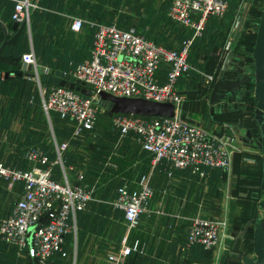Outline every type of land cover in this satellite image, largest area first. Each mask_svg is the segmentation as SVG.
Returning a JSON list of instances; mask_svg holds the SVG:
<instances>
[{"label":"built area","instance_id":"1","mask_svg":"<svg viewBox=\"0 0 264 264\" xmlns=\"http://www.w3.org/2000/svg\"><path fill=\"white\" fill-rule=\"evenodd\" d=\"M228 4L229 0H170L169 13L197 35L205 28L208 17L223 14ZM36 6V0H15L13 20L26 22ZM92 25L90 56L74 64L71 71L90 83L89 95L67 85L42 81L41 76L52 74L53 70L43 66L33 50L23 53L22 59L33 64L32 71L36 73L33 77L40 81L42 108L49 119L54 113L66 119L74 137L95 127L104 108L98 101L101 90L175 103L174 115L115 112L110 117V125L119 140L133 132L142 148L152 154L150 168L135 180L120 184L113 201L116 208L124 211L128 229H132L140 225L154 197L153 177L158 164L167 163L168 176L175 175L176 170L187 169L206 178L209 168H232L231 143L227 135L189 119L182 112L185 94L178 83L192 69L189 54L195 35L188 37L180 48H173L146 36L136 24L104 21ZM71 26L81 30L84 19L75 17ZM161 70H165L164 79L159 78ZM210 79L213 81L216 77L211 75ZM258 140L259 136L251 145L259 147ZM54 143L55 160L37 144L29 145L25 151L31 163L28 168L0 160V180L5 179L9 187L17 181L24 182L23 192L11 212L0 218V237L21 249L29 248L33 264H50L51 257L63 251L66 235L77 232V212L86 209L94 197V189L85 180L82 169L77 172V183L70 181L64 169L63 152L69 140L56 138ZM251 159L258 161L256 156ZM57 162L64 169L62 179L53 176V165ZM227 225L224 218L196 214L190 217L187 244L215 248L225 235ZM135 251L143 252L144 246L139 239L129 241L127 233L122 246L108 257L113 264H120Z\"/></svg>","mask_w":264,"mask_h":264},{"label":"rangeland","instance_id":"2","mask_svg":"<svg viewBox=\"0 0 264 264\" xmlns=\"http://www.w3.org/2000/svg\"><path fill=\"white\" fill-rule=\"evenodd\" d=\"M63 1L48 0L46 3H39L38 6L32 8L29 19L26 21L27 34L29 38H32L31 43L38 61L50 68H69L70 60L84 58L88 54L87 40L86 44L82 45L84 30L75 31L71 28L73 17L65 8ZM73 3L79 9L88 10L87 21L99 17V20L136 24L142 31L173 48H180L188 37L195 35L189 54L192 69L185 80L181 81L183 84L179 87H198L202 94L186 93L182 112L184 114L191 112L204 125L208 122L218 126L231 143L232 168L226 170L225 182L223 177V182L220 183L221 185L227 183V193L230 191L233 197L230 216L221 214L223 200L216 198L215 203L210 204L213 207L212 210L217 211L211 216L224 218L230 223L231 236L227 237L230 241L227 243L228 250L229 244L237 237L236 226L242 229L245 224L240 220L244 213L243 209L238 214V208L235 206L243 204L249 208L254 204L257 213L259 215L263 213V208L256 200L251 199L250 195L242 197L236 191L239 184L246 181L240 177L243 174L241 173L243 168L239 165L240 162L245 161L243 152H250L251 155L247 156L248 164H243L245 167L249 166L248 170L253 171L258 170L260 164H256L257 162L255 163L251 158L256 156L261 159L262 155L259 147L246 143L242 137L247 136V126L251 128L255 139L260 137V133L257 124L253 122V117L249 115L244 117V126L234 127L221 121H214L215 123L210 121L209 112H206L213 82L210 76L216 77L217 75L218 77L224 65L227 66L226 75L228 77H236L238 72L253 75V46L264 8V0H229L227 10L221 15L208 18L205 28L197 35L195 30L181 24L170 15V0H73ZM242 19L243 24L237 33ZM1 39L0 28V41ZM29 43V41L26 43L28 48ZM238 54H242L243 57L236 73L230 67L234 65L233 60H236ZM247 86L251 87L249 84ZM247 86L245 85L242 91L245 95ZM252 93L254 94V88ZM240 101L247 102L245 99ZM229 104L234 108L235 103L229 102ZM245 106L247 109L248 105ZM225 117L226 115L219 116L221 119ZM53 121L55 122V119ZM108 123L109 118L106 109L103 108L94 129L83 139L84 145L86 142L87 146L83 149L72 147L70 155L74 162L71 164L73 167L69 165L68 168H64L67 174L73 175L76 171L83 169L88 175V182L94 189V197L86 212L83 213L82 219L80 217L78 232L74 234L68 255L62 262L56 264H113L108 256L122 246L123 235L126 234L128 225L121 213L115 210L113 201L117 187L125 183L124 179H128L125 175L130 174L131 178L135 173L141 172L140 168L133 164V160L134 158L139 159L138 156L142 157V148L134 137L119 140L118 134L112 127H109ZM63 137L66 138L65 136L58 138ZM60 169H62L60 175L63 177L64 169L62 166ZM216 191L217 195L218 188ZM260 196V199L264 198V191L260 193ZM241 240L243 241L242 250L246 246L247 252L243 251L254 255L252 228ZM24 260V264H31L27 250L24 251Z\"/></svg>","mask_w":264,"mask_h":264},{"label":"crops","instance_id":"3","mask_svg":"<svg viewBox=\"0 0 264 264\" xmlns=\"http://www.w3.org/2000/svg\"><path fill=\"white\" fill-rule=\"evenodd\" d=\"M36 2L41 4L48 2V0H36ZM63 2L65 8L68 9V12L73 17L70 25H72L75 17H82L84 19V26L81 29L82 31L84 30L82 45L86 44V40L88 44V54L84 58L69 61V68L71 70L68 67L55 68L71 72L74 64L90 56L94 34L92 23L96 22L95 20H98L99 17H96L95 20L87 21L86 17H89L88 10L77 8L73 0H64ZM14 3L15 0H0V19L9 26V34H13L14 31L11 27L14 21L12 18ZM17 39L25 41L26 33L21 32L17 34L5 46L0 58V159L12 166L28 167L31 163H29L30 161L27 159L25 151L31 144L40 145L49 155L50 159L55 160L52 153H57L54 143L57 134L54 135L56 130H54V114L49 119L47 113L42 108L40 81L36 77L27 75L26 73L19 75L13 71L23 65V53L35 50L31 43L32 38L27 37V41L30 42L29 48L25 47L24 49L18 47L16 44ZM164 75L165 70H161L159 78L164 79ZM185 77L187 76L184 75L179 80V86H182L183 83L181 81L185 80ZM180 89L184 94H202L198 87L184 86ZM206 112H209L210 115L209 104L206 107ZM185 115L189 119L203 124L191 112H187ZM210 117V121L215 123L214 121L216 120H212L211 115ZM26 120H30V122H26ZM205 126L220 132L222 131L218 126H214L208 122ZM249 155H251L249 151L243 152L245 161L240 162V168L245 167L243 163L248 164L247 156ZM138 158H134V165H141L145 168L149 166L150 168L151 160L147 161L139 156ZM71 164L73 163H70V166ZM60 165L62 166V164ZM167 167L168 165L165 161L158 164L153 177V184L155 186L154 197L150 201L148 209L142 215L139 227L127 229L126 231V234H129V241L139 239L142 246H144V251L132 254L130 258L125 259L120 264H226L235 241L234 239L229 244L230 248L227 250V243L230 242L227 240V237L231 236V228L228 221L229 226L227 225L225 235L222 237L220 244L212 248L210 253L207 252L208 250H203L195 244H187L186 233L190 217L196 214L211 215L217 212L214 209L212 210L213 207L210 205L215 203L216 198L224 202L221 204V214L230 216L233 197L230 191L227 193V183L220 184L223 182L224 173L227 175V171L219 169L213 176L204 178L203 180L189 171H179V173L173 176H168L166 174ZM125 176L128 179H124V181H133L139 174L135 173L131 178L129 177L130 174ZM68 177L72 183L78 182L75 181L76 177L73 174H68ZM23 188V181H17L13 187H9L5 179L0 180V218L11 212L23 192ZM216 188L219 190L217 195ZM235 207L238 208V205ZM122 217L125 220L123 215ZM236 229L238 235L241 229L239 226H236ZM24 262L23 249L0 237V264H24Z\"/></svg>","mask_w":264,"mask_h":264},{"label":"water","instance_id":"4","mask_svg":"<svg viewBox=\"0 0 264 264\" xmlns=\"http://www.w3.org/2000/svg\"><path fill=\"white\" fill-rule=\"evenodd\" d=\"M243 19L240 22L237 33L241 29ZM24 22L14 20L11 27L12 29H18L22 27ZM0 25L4 30V38L0 44V55L5 44L9 41V26L0 19ZM254 58V72L253 75L239 73V65L241 63L242 56H238V59L233 60L232 70L238 72L236 77H228L227 66L224 65L219 73L216 81L213 84L212 90L209 96V108L210 115L213 117L215 113H222L229 107V101L237 103L241 99L245 98V93H242L244 85L254 80V109L245 110L243 114H252L253 120L257 122L260 137L257 141L261 150L262 160V175L259 184H251L248 188H260L264 191V8L260 16L259 27L257 30V36L255 45L253 48ZM22 68L26 70V74L30 76H36V73L32 71L33 64L23 62ZM242 68V67H241ZM42 81L53 82L56 84H63L75 88L80 92L89 95L91 93L90 83L73 75L71 72L65 70L56 69L52 74H43L41 76ZM98 101L102 107H104L109 115H113L115 112H132L144 115H174L176 112V105L172 101H160L147 98L144 96H126L115 95L113 93L101 90L98 94ZM229 125H234L231 122L223 121ZM239 123H242V117L239 118ZM234 127H237L235 124ZM253 134L251 128H246V135L251 136ZM246 140V137H242ZM241 196H248L249 191L240 192ZM258 205L263 208V213L256 219H248L243 228L239 230L237 237L232 245L230 255L226 261V264H264V198L258 200ZM242 211V206L238 205V213ZM253 229V252L254 255L244 252L240 249L239 241L248 230Z\"/></svg>","mask_w":264,"mask_h":264},{"label":"trees","instance_id":"5","mask_svg":"<svg viewBox=\"0 0 264 264\" xmlns=\"http://www.w3.org/2000/svg\"><path fill=\"white\" fill-rule=\"evenodd\" d=\"M14 7H15V3H14ZM213 16H216V15H211V16H209L208 18H210V17H213ZM96 19V18H95ZM96 22H113V20H99V18H98V20L96 19L95 20ZM117 23L118 24H120V25H129V24H131V23H129V24H124V23H120V22H118L117 21ZM0 28H1V34H2V39H1V41H0V44H1V42H2V40H3V37H4V32H2L3 30H2V27H1V25H0ZM139 28V27H138ZM27 28H26V22H24V24H23V26L22 27H20V28H18V29H13L14 31H13V34H10V36H9V41L5 44V46L10 42V41H12V39H14V37L17 35V34H19V33H21V32H24V33H26V40L25 41H22V40H20V39H17V41H16V44L18 45V47H20V48H22V49H24L25 47H26V43H28V41H27V37H28V34H27V30H26ZM140 29V28H139ZM140 31L142 32V33H144L146 36H148V37H150V38H152V39H154L155 41H157V42H161V41H159L158 39H156L155 37H153V36H150L149 34H147L146 32H144V31H142L141 29H140ZM15 33V34H14ZM23 34V33H22ZM256 36H257V31H256ZM21 38V37H20ZM20 40V41H19ZM255 41H256V39H255ZM162 43V42H161ZM166 45V44H165ZM254 45H255V43H254ZM5 46H4V48H5ZM13 46V45H12ZM168 46V45H167ZM17 47V46H16ZM4 48H3V50H2V52L4 51ZM19 48V49H20ZM253 48H254V46H253ZM90 50H91V48H90ZM18 52V51H17ZM16 55H19V54H16ZM238 56H242L243 57V55L242 54H238L237 55V57H236V59H238ZM2 57V53H1V55H0V58ZM22 61H23V59H22ZM189 61H190V56H189ZM191 62V61H190ZM23 63V62H22ZM52 70H53V72L56 70L55 68H52ZM16 74H19V75H21V74H23V73H25V70L22 68V66L20 67V68H18V69H16V70H13ZM228 72V71H227ZM227 74V73H226ZM187 76V75H186ZM216 79H217V75H216ZM216 79L215 80H213V82H212V85L214 84V82L216 81ZM251 85V87H249V86H247V85ZM212 85H211V88H212ZM245 86V85H244ZM246 86L248 87L247 89H246V95H245V100H247V103H249V105H248V109L247 110H250V109H254V94L252 93V89L254 88V81H249L248 83H246ZM212 90V89H211ZM233 107L234 108H228L226 111H224V112H222V113H215L214 114V116L212 117L213 118V120H216V121H221V122H223V121H228V122H231V123H238V121H239V118L240 117H242V120L244 121V117L245 116H243L242 114V112H240V111H238V110H240V109H238V108H236L235 109V106L233 105ZM209 111H210V108H209ZM107 112V111H106ZM237 112H240V113H237ZM185 115V114H184ZM220 115H226V117L224 118V119H221V118H219V116ZM186 116V115H185ZM99 117H100V115H99ZM107 117L109 118V127H111V125H110V117H111V115H109L108 113H107ZM54 119H55V131H56V134H57V139L59 140V141H61V140H64V139H68L69 140V146H68V148L63 152V161H64V165L66 166V168H68V166L70 165V163H74V162H72V158H71V155H70V153H71V150H72V147L74 148V147H77V148H79V147H81L82 149L85 147V146H87V144H86V142H85V145H84V141H83V139H84V137L85 136H87V134L89 133V132H91L93 129H91V130H87V131H85L84 133H83V135H81V136H77V137H74L73 135H72V130H71V126L69 125V123H68V121L66 120V119H63V118H61V116L59 115V114H57V113H54ZM253 122L254 123H256L257 124V122L256 121H254L253 120ZM224 123V122H223ZM249 127V126H248ZM67 128V129H66ZM257 128H258V124H257ZM113 129V128H112ZM259 129V128H258ZM116 132V131H115ZM117 133V132H116ZM61 136H65L66 138H58V137H61ZM131 137H134L135 139H136V137H135V135H134V133L133 132H131V133H129L126 137H125V140L126 139H130ZM73 145V146H72ZM141 145V144H140ZM141 148H142V146H141ZM55 151V150H54ZM141 155H142V159H144V160H151V158H152V154L149 152V151H147V150H145V149H143L142 148V152H141ZM52 156H54L55 158L54 159H56V157H57V153L56 152H54V153H52ZM258 159V158H257ZM1 160V159H0ZM4 161V160H3ZM5 163H7L6 161H5ZM30 163V162H29ZM8 164V163H7ZM257 164L259 165V169L257 170L256 169V171L254 170H248L249 169V166H246V167H244L243 168V171L241 172V173H243L240 177H242V178H244V179H246V181L245 182H243V183H240L239 184V186L237 187V194L239 195V196H241L240 195V192H242V191H244L245 189H247L248 191H249V195L251 196V199H254V200H256L257 202H258V200L260 199V193H263V191L260 189V188H256V189H253V188H248L249 187V185H251V184H253V185H255V184H259L260 183V181H261V175H262V160L259 158L258 159V161H257ZM13 166H15V165H13ZM31 166V165H30ZM30 166H28V167H30ZM21 167V166H20ZM27 166H25V167H21V168H28ZM60 167H61V165H60V163L59 162H57V163H55L54 165H53V176L55 177V178H57V179H62L63 177H61L62 175H60L61 174V172H62V169H60ZM137 168H140V170L139 171H141L140 173H142V172H144V171H147L148 170V168H149V166L147 167V168H145V167H142L141 165H139ZM79 169V168H78ZM219 169H222V168H212V169H208V175H207V177H210V176H213L214 174H215V172L217 171V170H219ZM83 170V169H82ZM84 171V170H83ZM179 171H189L191 174H195V173H192L190 170H187V169H185V170H176V173L175 174H177V173H179ZM77 172L78 171H76V173H74V175L73 176H75L76 177V179H75V181L77 182L78 180H77ZM138 172V171H137ZM84 173H85V180H88V175H87V173L84 171ZM139 173V174H140ZM239 174H240V171H239ZM196 175L198 176V177H201L198 173H196ZM206 177V178H207ZM203 180H204V177H201ZM246 190V191H247ZM115 195H116V193H115ZM242 197H246V196H242ZM90 204V203H89ZM241 206H243V214L241 215V217H240V220H242V221H244L245 223H246V221L248 220V219H250V218H252V219H256L258 216H259V214L257 213V209L255 208V206H254V204L251 206V207H249V208H247L246 207V205L244 206L243 204L241 205ZM115 207V206H114ZM88 208V207H87ZM86 208V209H87ZM116 208V207H115ZM86 209H84V210H80V211H78L77 212V232H78V227H79V220H80V217H81V219H82V215H83V213L84 212H86ZM117 212H120L121 213V215H123L124 216V211L122 210V209H119V208H116L115 209ZM242 212V211H241ZM238 213V212H237ZM239 214V213H238ZM243 226H244V224H243ZM139 227V226H138ZM137 228V227H136ZM252 228V227H251ZM76 232V233H77ZM252 232H253V229H252ZM76 233H74V232H70V233H68L67 235H66V237H65V241H64V243H63V251H65V254H63V251H59V252H56L52 257H51V262H50V264H56V263H60V262H62V260L63 259H65V257L68 255V253H69V248H70V245L72 244V242H73V240H74V234H76ZM196 246H199V247H201V249H203V250H208L207 252H209L210 253V250L212 249V248H205L202 244H199V243H196L195 244ZM17 246V245H16ZM239 246H240V249L242 250V248H241V246H243V241L240 239V244H239ZM23 249V251H25V250H27L28 251V253H29V256H30V261H31V264H33V261H34V258L32 257V255L30 254V252H29V248H22ZM243 250L244 251H246L247 252V250H248V248L246 247V246H244L243 247ZM134 253H141V252H138V251H135V252H133V253H131L129 256H127V258H130L131 256H132V254H134ZM126 258V259H127ZM239 264H241V262L239 263Z\"/></svg>","mask_w":264,"mask_h":264},{"label":"flooded vegetation","instance_id":"6","mask_svg":"<svg viewBox=\"0 0 264 264\" xmlns=\"http://www.w3.org/2000/svg\"><path fill=\"white\" fill-rule=\"evenodd\" d=\"M238 74V73H237ZM237 76V75H236ZM230 102V101H229ZM231 103H235V102H232L231 101ZM249 105V103H245L244 101H238L237 103H235V104H233L234 106H235V109L236 108H238V109H241V110H243V111H240V112H244L245 110H247L246 109V106L245 105ZM231 104H229V108H231L232 106H230ZM240 112H237V113H240ZM247 115H249V116H253L252 114H244V116H247ZM241 118V117H240ZM232 124H236L237 126L238 125H245L244 124V122H243V120H242V123H232ZM248 127V126H247ZM250 128V127H249ZM243 137H246L245 139H246V143H248V144H251L253 141H255V138H254V136H253V134L251 135V136H243Z\"/></svg>","mask_w":264,"mask_h":264}]
</instances>
